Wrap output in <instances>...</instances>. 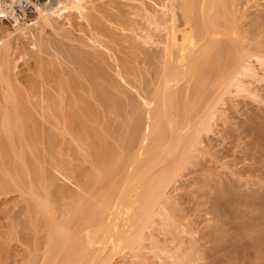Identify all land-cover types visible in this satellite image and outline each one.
Returning a JSON list of instances; mask_svg holds the SVG:
<instances>
[{
	"label": "bare ground",
	"instance_id": "1",
	"mask_svg": "<svg viewBox=\"0 0 264 264\" xmlns=\"http://www.w3.org/2000/svg\"><path fill=\"white\" fill-rule=\"evenodd\" d=\"M65 1L62 3L63 0H60L59 3L62 4L58 3L59 6L62 5L63 14L65 11L70 12L68 9L65 10L68 8V2L65 5ZM142 1L138 0L139 3L134 4L128 1L127 8L123 4H116L114 15H111L116 21L126 15H133L131 24L133 23L134 27L132 28L131 25L130 35H125V32L120 30L119 33L109 31L111 39L118 47L113 60L117 68L115 74H118L120 79L118 77L119 80L114 81L116 83L114 84L110 82L115 77H107L110 78L109 88L115 89L117 95L107 90L116 96L120 92L124 101L120 102L121 104H117L115 100L111 101L108 98L110 93L106 98L101 93L99 94L103 96H96L100 115L103 123L106 121V125L102 126V129L101 126L99 127L101 131L96 133L100 135H91L85 131L84 134L80 131L84 128L82 124L85 123L86 126L87 121L85 119V122H81L84 118L80 119V143L77 145L79 157L74 156L75 149L78 151L75 146V149L70 146V149L64 150L63 145L68 144V139L66 137L63 139L62 136L63 143L67 144L60 146L59 148L63 150H59L66 151L67 154L68 149H74V152L68 151V153L73 154L71 156L76 161L70 159L74 163H69L67 162L70 161L69 158L65 161L67 156L63 153L66 157L58 161L59 169L63 170L56 171L57 173L63 171L59 173H64L65 179L68 178V182H74L72 184L75 185L67 188L62 184V187L59 182V185H56L55 179L58 174L55 176L51 174L54 179L51 175V177L46 176L44 186L52 189V194L48 195L53 198L47 195L53 201L51 213L49 208V211L44 208L47 204H44L45 206L42 204L43 207L40 209L39 200L42 198L35 201L33 199L40 197L36 195L37 197L31 198V187L33 183H37L35 179L31 180L28 174L30 177L26 176V178L29 180L21 182L24 187L19 186L17 194L10 198L4 196V199L0 198V254L2 253L0 264H3L5 258L7 263L5 260L4 264L11 262L14 264H109L111 258L117 254L113 248L119 247L114 240L120 241L121 247L127 249L128 256L124 255L127 258L131 256L133 264H196L198 259L201 260L198 250L202 247V243L199 244L200 247L196 240L200 243L201 239L206 240L207 234L208 237L211 236L209 233L212 232V226L208 223L220 215L224 217V223H222L223 219H220L224 227L220 224L223 228L218 226L219 229L214 230L216 232L222 230V233L230 231L236 235L226 238L224 249L221 248L224 245L220 247L221 249L218 248L220 252H210L214 253V256L208 254L214 261L212 263L230 264L236 261L239 264H253L257 258L264 261V3H255L256 0L255 2L254 0H149L156 5L152 6L149 5L148 0H146L148 5ZM73 4L75 0L71 1V6ZM56 7L57 5H51L52 14H57ZM69 9L72 11L71 7ZM58 11L55 15L62 17L61 9L58 8ZM0 16H4L1 11ZM63 17L66 18L64 15ZM80 18L76 20L81 21ZM91 28L92 26L90 31ZM90 57H93L92 54ZM21 71L20 75L19 70L16 73L18 75L16 79L24 84L22 86L29 88L30 82L26 77L21 76L25 75ZM34 71L37 75L43 70L37 68ZM38 76L41 78L37 79ZM38 76L36 79L40 80L38 85L41 91H32L33 93L27 91L25 98L33 99L39 104H51L55 100H59V103L60 100L71 102L72 98L82 101V95L78 98V93L74 92L75 96L72 97L64 92L55 77L50 75L44 77L45 75L41 73ZM109 80L107 79V82ZM89 83L94 84L90 79ZM25 91L26 89L24 94ZM0 97L6 98L3 94ZM113 98L115 99V96ZM260 101L263 103L258 105ZM63 111L62 108L58 114L65 115ZM92 112L90 111L89 114ZM90 121H88L90 124H87L91 126ZM89 127H86L87 132L92 126ZM208 133L210 135H204ZM227 136L233 139V148L236 149V145L243 144L240 147L242 149H239L242 150V154L234 158L233 164L223 161L226 152L232 149V143L231 149H225L222 145ZM97 137H100L101 141H97ZM58 143L60 145V141ZM209 151L214 152L213 155L210 152L213 158L211 156V159H201L200 156ZM234 155L236 157L235 153ZM57 160L53 157L51 161L57 163ZM187 163H196L199 166L196 170L189 171L185 178H179L181 170L184 169L182 167ZM47 165L49 166L48 163ZM22 166L24 167V164ZM225 167L227 170L223 169ZM53 168L55 169L54 166ZM205 172L210 176L207 182L209 190L200 191L197 184L200 175ZM245 175L254 178L250 179ZM73 188L76 191H73ZM69 197H73L72 201ZM66 198H69V201ZM203 199L204 202L211 203L207 211L204 210L207 206L203 208L200 205ZM197 205L208 214L205 215V212L201 214L205 217L209 214L212 216L215 211V214H220L214 215L213 220L209 217L210 221L207 220V223L204 222L206 219L204 215V219L198 217L202 220L200 222H203L202 226L206 223L205 226L208 224V228L210 227L208 231H205L207 230L205 226L203 227L207 234H200L203 228L200 227L201 225H195V221L198 223L199 220L197 218L193 220L189 216L192 211L197 210ZM245 205L250 208L247 209ZM240 206L245 207H241L245 210H239ZM47 213H50V216ZM220 222L217 221L214 226ZM198 227L202 228L201 232ZM196 228L198 232L195 234L201 235L199 238L198 235L196 236L198 239L193 235V232L197 231ZM250 228L257 230V236L252 237L251 243L250 241L241 243L242 240H239L238 236H242L244 231ZM215 231L212 235L219 234H215ZM202 235L206 237L203 238ZM99 238L103 240L113 238L111 243L117 248L114 247L115 245L109 246L110 244L100 246L98 244L100 240L97 242ZM208 240L210 243V238ZM9 242L13 247H9ZM211 248L208 250L211 251ZM122 256L123 254L119 257ZM202 258L205 260L204 257ZM120 260L117 259L116 264ZM125 263L121 262V264Z\"/></svg>",
	"mask_w": 264,
	"mask_h": 264
},
{
	"label": "rangeland",
	"instance_id": "2",
	"mask_svg": "<svg viewBox=\"0 0 264 264\" xmlns=\"http://www.w3.org/2000/svg\"><path fill=\"white\" fill-rule=\"evenodd\" d=\"M62 1V0H61ZM65 0H63L62 3H64ZM70 1V2H69ZM66 0L65 1V5H67V2H68V8H66L65 10H69L70 12L68 13V11L64 12L65 14H63V11H62V5L59 6V4H62V3H59L60 0H0V11H1V14L4 15V16H0V78H1V83H0V89L2 92H0V95L3 94L4 96H6L5 99H2L1 97V101H0V198L1 199H4V198H10L13 197L15 194H17V192H19V189L24 187V185L22 184L21 185V182L22 181H25L26 180H29L28 178L30 177V179L32 180L35 179V183H33L32 187H31V198L33 199L36 195L40 198H36V199H33V201L35 200H39V202L41 201V206H40V209H42L43 206H45L44 204H47L44 208H47L45 210H48L50 209V213L52 211V206H53V201L50 199V198H53V197H50L48 194L50 193V195L52 194V189H48L47 187L45 188L44 186V180L46 179V176L47 177H51L52 175L51 174H54L53 176H55L56 174V177L57 179L56 182L57 184L56 185H59V183H61V185H66L64 187H67L69 188L70 186L73 187L75 184H72L74 182H68V178L65 179V177L63 176L64 173L61 175L59 172H63V171H57L56 170H61V166L59 169V164H58V161H62V159H64L66 156V159H64L65 161H67V159L69 158V160L73 159L74 161L75 158H77L76 156L79 157V125L81 126V122H85L84 120L86 119L87 123H89L88 121L91 120L90 122L91 123V126L93 127V129H91L92 127L86 123V126L84 125L85 123H83L82 125L84 126L83 129H81L82 131L80 132H83L84 134L88 133V134H93V135H96V134H99L100 133V129H102V126L104 127V125H106V121L103 123V120H102V117L100 115V107L99 105L97 104V99L98 97L100 96H103L106 98V95L108 93L112 94V93H115L117 95V91L115 89H112L109 88L110 86V83H114L116 84V80L118 81L120 79V77L118 76V74H115V72L117 73V70L115 71V68L116 67V63L115 61L113 60V57H115L116 55V52L118 51V47L117 45L114 43V41L111 39V35L109 33V31H112V32H115V33H119L120 31H122L123 33L125 32V35L127 34H131L132 33V28L134 27L133 26V23L131 24V21L133 18V15H126L123 19H120V20H117L114 19L113 17H111V15H114V11H115V8L114 6L116 4H123V6L125 8H127V4H128V1L131 3L133 2L132 4L134 3H139L141 2L142 0H139V2H137L136 0H75V6H71V1L73 2L74 0ZM121 1V2H120ZM135 1V2H134ZM145 1V4H147L146 0H143L142 3ZM51 2V5L54 4V6L57 5V7L59 8V10L61 9L60 11V14L62 13V17L61 15L59 17H57L56 15L58 14V8L56 7V11H57V14L54 13L52 14L51 12V5L49 6ZM82 2V3H81ZM105 2V3H104ZM110 2V3H109ZM126 2V4H125ZM255 2V0H254ZM259 2V4H262L264 3V0H256L255 3ZM262 2V3H261ZM49 3V4H48ZM57 3V4H55ZM59 3V4H58ZM77 3V4H76ZM81 3V4H80ZM104 3V4H103ZM109 3V4H107ZM113 3V4H112ZM148 3L149 5L152 4V1H149L148 0ZM83 4V5H82ZM37 5V6H36ZM64 5V4H63ZM77 5V6H76ZM87 5V6H86ZM99 5V6H98ZM106 5V6H105ZM130 5V4H129ZM148 5V4H147ZM154 5V3L152 4V6ZM82 6V8H81ZM112 6V7H111ZM156 6V5H154ZM34 7V8H33ZM50 9H49V8ZM69 7H71L72 11L69 9ZM73 7V8H72ZM76 7V8H74ZM79 7V8H77ZM99 7V8H98ZM38 10H37V9ZM45 8V9H44ZM92 8V9H91ZM109 8H112L109 9ZM11 9V10H10ZM75 9V10H74ZM79 9V10H78ZM81 9V10H80ZM45 10V11H43ZM49 10H50V13H49ZM3 11V12H2ZM5 11V12H4ZM42 11V13H41ZM101 11L103 13H101ZM111 11V12H110ZM78 13V14H77ZM108 13V14H107ZM44 14V15H43ZM56 14V15H55ZM41 15V16H39ZM63 15L66 17L64 18ZM83 15V17H81ZM95 15V16H94ZM109 15V16H108ZM68 16V18H67ZM77 17L74 19V17ZM104 16V17H103ZM131 16V17H130ZM46 17V18H44ZM81 17V18H80ZM85 17V18H84ZM87 17V18H86ZM111 17V18H110ZM6 18V19H5ZM79 20H76V19H79ZM83 18V19H82ZM98 18V19H97ZM110 18V19H109ZM127 18V19H126ZM57 19V20H56ZM95 19V20H94ZM130 19V20H128ZM41 20V21H40ZM53 20V21H52ZM62 20V21H61ZM85 20V21H83ZM99 20V21H98ZM101 20V21H100ZM105 20V21H104ZM108 20V21H107ZM114 20V21H113ZM124 20V21H123ZM66 21V22H65ZM77 21V22H76ZM113 21V22H112ZM120 23H119V22ZM29 22V23H28ZM35 22V23H34ZM56 22V23H55ZM86 22V23H84ZM112 22V24H110ZM117 22V23H116ZM75 23V24H74ZM78 23V24H77ZM92 23V25H91ZM104 23V24H103ZM113 23H116V24H113ZM77 24V25H76ZM81 24V25H80ZM87 24V25H86ZM119 24L118 26H114V25H117ZM49 25V26H48ZM80 25V26H78ZM90 25V26H89ZM113 25V26H112ZM128 25H129V28H128ZM131 25H132V28H131ZM42 26V27H41ZM85 26V27H84ZM92 26L91 28V31H90V27ZM95 26V27H94ZM80 27V28H79ZM97 27V28H96ZM103 27V28H102ZM111 27V29H110ZM117 27V28H116ZM118 27H122L121 29L118 28ZM126 27V28H125ZM96 28V29H95ZM125 28V29H123ZM82 29V30H80ZM85 29V30H84ZM96 31H95V30ZM104 29V30H103ZM116 29V30H115ZM127 29V30H126ZM129 29V30H128ZM80 30V31H78ZM94 30V31H93ZM120 30V31H119ZM125 30V31H124ZM21 31V32H20ZM84 31V32H83ZM87 31V32H86ZM80 32V33H79ZM82 32V33H81ZM95 32V33H94ZM101 32V33H100ZM130 32V33H128ZM31 33V34H30ZM88 33V34H87ZM99 33V34H98ZM11 34V35H10ZM92 34V35H91ZM96 34V35H95ZM101 34V35H100ZM104 34V35H102ZM85 35V36H84ZM100 36V37H96V36ZM42 36V37H41ZM90 36H93L92 38H94L92 41V38ZM104 38H103V37ZM6 37V38H5ZM41 40H40V39ZM4 39V40H3ZM90 39V40H89ZM98 39V40H97ZM48 40V41H47ZM88 40V41H87ZM2 41V42H1ZM86 41V42H85ZM92 41V42H91ZM100 41H101V44H100ZM29 42V43H28ZM86 43V44H85ZM33 44V45H31ZM104 44V45H102ZM5 45V46H4ZM19 45V46H18ZM98 45V46H97ZM100 45V46H99ZM34 46V47H33ZM84 46V47H83ZM108 48H106V47ZM113 47V48H112ZM21 48V49H20ZM24 48V49H23ZM55 49V50H54ZM14 50V51H13ZM50 50V51H49ZM10 51V52H9ZM108 51V52H106ZM111 51V52H110ZM3 52V53H2ZM54 52V53H53ZM18 53V54H17ZM24 53V54H23ZM39 53V54H38ZM63 53V54H62ZM109 53V54H108ZM14 54V55H13ZM35 54V55H34ZM92 54L93 57H90V55ZM97 56H96V55ZM23 55V56H22ZM12 56V57H11ZM46 56V57H45ZM85 56V57H84ZM20 59H19V58ZM40 57V58H38ZM100 57V58H99ZM26 58V59H25ZM34 58V59H33ZM61 58V59H60ZM99 58V59H98ZM112 58V59H111ZM19 59V60H18ZM37 59V60H36ZM104 59V62H102V60ZM24 60V61H23ZM32 60V61H31ZM94 60V61H93ZM22 61V62H20ZM61 61V62H60ZM110 61V62H109ZM16 62V63H14ZM29 62V63H28ZM102 62V63H101ZM20 63V64H19ZM26 63V64H25ZM41 63V64H40ZM62 63V64H61ZM104 63V64H103ZM115 63V64H114ZM8 64V65H7ZM13 64V66H12ZM35 64V67H37L38 69L40 68L41 70H43L42 72L40 71L39 73L41 74H44L45 76L44 77H48L49 75L52 76L53 78L55 77V80L58 81L59 84H61V87L62 89L64 90V92H66L68 95H71L72 97L75 96L74 94L75 93H78V98H79V95L81 96L82 95V101H83V97H84V103L82 101H80L79 99L76 100L74 98L71 99V102H68V101H61L60 100V103H59V100H55L53 103L51 104H39V103H36L33 99H30V98H25V95H26V92L29 91L31 93L33 92H39L40 88H39V82L40 80H37L39 78H41L39 75V73H37L36 75V72L34 71L35 67H33ZM45 64V65H44ZM23 65V66H21ZM26 65V66H25ZM29 65H30V68H29ZM41 65V67H40ZM44 65V66H43ZM57 65V66H56ZM114 65V66H113ZM7 66V67H6ZM48 66V68H47ZM56 66V67H55ZM22 67V68H21ZM58 67V68H57ZM67 67V68H66ZM2 68V69H1ZM20 68V69H19ZM26 68V69H25ZM13 69H16L15 71ZM19 70V75H20V71L22 74H25V75H21L23 77H26V79L30 82H28V87L31 88L32 86V89L29 90V88H26L22 85L24 84H21L17 81L16 79V73L18 72ZM33 69V70H32ZM12 70V71H11ZM49 70V71H48ZM61 70V72H60ZM76 70V71H75ZM27 71V73H26ZM34 71V72H33ZM54 71V72H53ZM113 71V72H112ZM51 72V73H50ZM80 72V73H79ZM15 73V74H14ZM33 73V75H32ZM15 76H14V75ZM46 74H49V75H46ZM60 74V75H59ZM81 75V76H79ZM116 75V76H115ZM9 76H11L9 78ZM38 76V78H37ZM43 76V75H42ZM64 76V77H63ZM83 76V77H82ZM85 76V77H84ZM101 76L103 78H101ZM22 77V78H23ZM107 77H110V78H114V79H111V82H110V78H107ZM119 77V79H118ZM17 78H18V75H17ZM37 78V79H36ZM58 78V79H57ZM84 78V79H83ZM94 78V79H93ZM101 78V79H100ZM24 79V78H23ZM25 79V80H26ZM37 82H36V80ZM89 79L91 81L94 82L93 85H91V83H89ZM107 79L109 80L107 82ZM26 80V81H27ZM65 80V81H64ZM122 80V79H121ZM107 83H106V82ZM115 81V82H114ZM86 82V84H85ZM88 82V83H87ZM102 82H103V86L102 85ZM110 82V83H109ZM123 82V81H122ZM120 82V83H122ZM9 83V84H8ZM37 83V84H36ZM105 83V84H104ZM124 83V82H123ZM98 84V86H97ZM101 84V85H100ZM109 84V85H108ZM12 85V86H11ZM37 85V86H36ZM100 85V86H99ZM107 85V86H106ZM123 85V84H122ZM107 88H106V87ZM126 86V85H125ZM8 87V88H7ZM37 89H36V88ZM67 87V88H66ZM99 87V88H98ZM124 87V86H123ZM128 87V86H127ZM6 88V89H5ZM11 88V89H10ZM34 88V89H33ZM39 88V89H38ZM94 88V89H93ZM98 88V89H96ZM103 88V89H102ZM26 89L25 91V94H24V90ZM43 89V88H41ZM66 89V90H65ZM93 89V90H92ZM109 89L110 91H112V93L107 90ZM129 89V88H128ZM38 90V91H37ZM108 92H107V91ZM33 91V92H32ZM41 91V90H40ZM80 91V92H79ZM90 91V92H89ZM97 91V93H96ZM100 91V92H99ZM71 92V93H70ZM75 92V93H74ZM85 94H84V93ZM103 92V93H102ZM107 92V93H106ZM103 95H101V94ZM106 93V94H105ZM90 94V95H89ZM107 95L108 98L111 99V101H114L116 102L117 104H119L120 102L122 103V99H123V96L120 94V92H118V96L112 94V96ZM9 95V96H8ZM99 95V96H98ZM115 96V99L113 98ZM96 96H98L96 98ZM122 96V97H121ZM13 97V98H12ZM88 97V98H87ZM92 97V98H91ZM90 98V99H89ZM113 99V100H112ZM8 100V101H6ZM14 100V101H13ZM30 103H28L27 102ZM93 100V102H92ZM121 100V101H120ZM136 100V99H135ZM58 101V102H57ZM70 101V100H69ZM74 101V102H73ZM82 103H80V102ZM96 101V102H95ZM137 101V100H136ZM35 102V103H34ZM264 102V101H263ZM263 102H257L258 105L260 103H263ZM72 103V105H71ZM96 105H95V104ZM120 103V104H121ZM80 104V105H79ZM44 107H43V106ZM87 106V107H84V106ZM95 105V106H94ZM262 105V104H261ZM260 105V106H261ZM264 105V104H263ZM262 105V106H263ZM47 106H51V107H47ZM58 106V107H57ZM83 106V107H82ZM92 106V107H91ZM261 106V107H262ZM36 107V108H35ZM47 107V108H45ZM67 107V108H66ZM55 108V109H54ZM62 108H63V112H65V115H61V114H58V112L62 111ZM80 108V109H79ZM88 108L90 109L88 111ZM99 108V109H98ZM47 109V110H46ZM81 109H84V110H81ZM53 110V111H51ZM96 110V111H95ZM36 111V112H35ZM69 111V112H68ZM92 112L90 114L94 115L95 117H93L92 115L89 114V112ZM44 112V113H43ZM59 112V113H60ZM82 112V113H80ZM84 112V113H83ZM86 112H88L86 114ZM97 112V113H96ZM143 112V111H142ZM3 113V114H2ZM12 113V114H11ZM58 114L55 116V114ZM68 113V115L66 114ZM80 113V115H79ZM54 114V115H53ZM84 114V115H83ZM86 114V115H85ZM89 114V115H88ZM98 114V116H97ZM53 115V116H52ZM52 116V117H51ZM55 116V118L53 119V117ZM66 116V117H65ZM79 116H81V118H79ZM92 116V117H91ZM97 116V117H96ZM100 116V117H99ZM45 117H47L45 119ZM63 117V118H61ZM70 117V118H69ZM87 117V118H86ZM90 119H89V118ZM41 118V119H40ZM83 119V121H81L80 119ZM93 118H95L93 120ZM96 118H97V121H96ZM53 119V120H52ZM88 119V120H87ZM102 120V121H101ZM55 121V122H54ZM81 121V122H80ZM102 122V124L100 122ZM47 122V123H46ZM94 122H97L94 124ZM57 123V124H56ZM48 124V125H47ZM52 124V125H51ZM98 124V125H97ZM101 124V125H100ZM64 125V126H63ZM49 126V127H48ZM60 126V127H59ZM91 128H90V127ZM101 126V128L99 129V127ZM60 129H59V128ZM86 127H89L90 130H86ZM58 128V129H57ZM76 129V130H75ZM88 129V128H87ZM61 130V131H60ZM66 130V132H65ZM78 130V131H77ZM93 130H95L93 132ZM48 131V132H47ZM86 133H85V132ZM92 131V132H90ZM62 132V133H61ZM96 132H99V133H96ZM65 133V134H64ZM60 135V137H59ZM69 135V136H68ZM100 135V134H99ZM204 135H210V133L208 134H204ZM58 136V137H56ZM62 136L63 139L66 137L68 139V144L67 143H63L64 141H62ZM71 136V137H70ZM58 138H59V141H60V145H59V141H58ZM61 138V139H60ZM73 140H71V139ZM98 138V137H97ZM228 138V139H226ZM230 136L228 137H225L224 138V141H223V144L225 149L229 148L232 149L234 152H232L231 150H228V154L226 152V156H224L223 158V161L227 164H233L235 159L238 157V156H241L242 154V150H239V149H242L240 148L241 146H243V144H239V146L236 145V149L233 148V139L231 138L230 140ZM7 139V140H6ZM100 139V140H99ZM78 140V141H77ZM56 141V143H55ZM76 141V142H75ZM97 141H101V138L99 137L97 139ZM228 141V142H227ZM12 144H11V143ZM67 142V141H66ZM105 142H107V140H105ZM230 142V144H229ZM62 143V144H61ZM226 143V144H225ZM232 143V145H231ZM54 147H53V145ZM58 145L57 147L55 145ZM63 144H67L66 146H64ZM46 145V146H45ZM64 147V150L69 148L70 146H72L74 148H78V151L75 149V152H74V149L73 150H67V154H66V151L62 152L60 150H63V149H60L61 147ZM226 145V146H225ZM229 145V146H228ZM231 145V147H230ZM28 148H27V147ZM61 146V147H60ZM77 146V147H76ZM57 149H56V148ZM60 147V148H59ZM39 148V149H38ZM51 148V149H50ZM60 149V150H59ZM72 149V148H71ZM12 150V151H11ZM54 151V152H53ZM60 151V153L58 152ZM70 151H73L75 158L73 156V154H69ZM231 151V152H230ZM238 151V153H237ZM17 152V153H16ZM46 152V153H45ZM58 152V153H57ZM62 152V153H61ZM72 152V153H73ZM206 152L205 154L203 153L200 157L201 159L205 160L207 158L211 159L210 157L213 155L214 152ZM51 153H53V155H51ZM56 153V154H55ZM63 153L66 155H63ZM234 153L236 154V157L234 155ZM241 153V154H240ZM58 154V155H57ZM230 154V155H229ZM239 154V155H238ZM37 155V156H36ZM46 155V156H45ZM63 155V156H62ZM70 155V156H69ZM72 155V156H71ZM51 159H49V157ZM55 160L57 159H61V160H57L56 162L57 163H54L52 162L51 160L53 159V157ZM61 156V157H58ZM65 156V157H64ZM69 156V157H68ZM42 157V158H41ZM63 157V158H62ZM46 158V159H45ZM213 158V156H212ZM235 158V159H234ZM39 159V160H37ZM208 159V160H209ZM22 160V161H21ZM36 160V162H35ZM46 160V161H45ZM70 160V161H71ZM70 161H67L69 163H74V161L70 162ZM233 161V162H232ZM40 162V163H38ZM50 162V163H49ZM47 163L49 164V166L47 165ZM61 163V162H60ZM247 163V162H246ZM22 164H24V167L22 166ZM54 164V165H53ZM55 164H57V166H55ZM35 165V166H34ZM39 165V166H38ZM47 165V166H46ZM17 166V167H16ZM26 166V167H25ZM53 166L55 167V169L53 168ZM199 165H197L196 163H187L184 167H182L183 170H181V174H180V177L179 178H185L188 174L189 171L191 170H196L198 168ZM20 167V168H19ZM35 167V168H34ZM37 167V168H36ZM39 167V168H38ZM46 167V168H45ZM27 168V169H26ZM26 171H25V170ZM37 169V170H36ZM39 169V170H38ZM42 169V171L40 170ZM47 169V170H46ZM49 169V170H48ZM224 170H227V167L223 168ZM54 172H52V171ZM63 170V169H62ZM25 171V173H24ZM39 171V172H38ZM51 171V172H50ZM56 171V172H55ZM16 172V173H15ZM32 172V174H31ZM43 172V173H42ZM36 175H35V174ZM37 173H39L37 175ZM25 176H24V175ZM30 176H28V175ZM41 174V175H40ZM34 175V176H33ZM43 175V176H42ZM49 175V176H48ZM51 175V176H50ZM14 176V177H13ZM25 178H24V177ZM26 176H28V178H26ZM36 176V177H35ZM38 176V177H37ZM53 176L51 178H53ZM248 176V175H247ZM245 175V177H247ZM23 178L22 180L20 179ZM41 177V179H40ZM250 177V176H249ZM247 177V178H249ZM60 178L62 180H60ZM64 178V179H63ZM254 177H250V179H253ZM40 179V180H39ZM54 179V178H53ZM210 179V176H209V173L205 172L203 174L200 175L199 177V181H198V184H197V187L200 191H207L209 190V187L207 186V182L209 181ZM58 180V181H57ZM70 180V178H69ZM39 181V182H38ZM65 181H66V184H65ZM73 181V180H72ZM43 184V185H42ZM178 184V183H177ZM41 185V186H40ZM62 185V187H63ZM19 186H21L19 188ZM44 186V187H43ZM37 187V188H36ZM43 187V188H42ZM70 187V188H71ZM19 188V189H18ZM42 188V189H41ZM76 189V187H74ZM72 189L73 191L75 189ZM17 190V191H16ZM39 190V191H38ZM78 190V189H76ZM75 190V191H76ZM41 191V192H40ZM35 193L33 195V193ZM37 193V194H36ZM4 194V195H3ZM7 194V196H5ZM11 194V195H10ZM27 194V193H25ZM40 194V195H38ZM9 195V196H8ZM13 195V196H12ZM28 195V194H27ZM26 195V196H27ZM46 195V196H45ZM50 198H48V196ZM4 196V198H3ZM33 196V197H32ZM36 196V197H37ZM28 197V196H27ZM74 197V196H73ZM73 197H69L68 199L71 200L73 199ZM75 197H76V194H75ZM67 198L66 200L69 201ZM44 200V201H43ZM51 203H50V202ZM72 201V200H71ZM70 201V202H71ZM203 204H202V202ZM198 200V202H201L200 205L203 207V208H206L205 206H207L206 209H204L205 211H207L209 208V204L211 206V203H207V202H204L205 199L203 200ZM207 201V200H206ZM209 202V201H208ZM49 203V204H48ZM43 204V206H42ZM56 203H54L55 205ZM75 204V202L73 203V205ZM205 204V205H204ZM207 204V205H206ZM52 205V206H51ZM71 205V204H70ZM68 205V206H70ZM72 205V206H73ZM200 205H197V210L195 209V211H192V214L189 215L193 220H197L198 217L200 216L201 219L203 218V215H208L205 211H203V209L201 207H198ZM204 205V206H203ZM48 206V207H47ZM51 206V207H50ZM71 206V207H72ZM244 206V205H243ZM243 206H240L239 207V210L242 209V210H245L243 208ZM246 206V205H245ZM243 207V208H241ZM247 209L250 208V206H246ZM43 208V210H44ZM49 208V209H48ZM69 208V207H68ZM201 208V210H200ZM246 209V210H247ZM199 210V211H198ZM215 210V209H214ZM201 211V212H200ZM213 211V210H211ZM221 211V210H220ZM219 211V212H220ZM200 212V213H199ZM203 212H205L203 215H201ZM222 212V211H221ZM220 212V213H221ZM45 214V212H43ZM50 213H47L48 215ZM216 213V211H215ZM211 214L212 216H206L204 215V217L206 219H204V222H206L207 220L210 221L209 217H211V220H213V216L215 215H220V214ZM218 213V212H217ZM199 214V215H198ZM222 214V213H221ZM48 215L46 216L48 218ZM50 216V215H49ZM195 216V217H194ZM214 216V218H215ZM54 217V216H53ZM219 217V216H218ZM216 217L213 221L209 222V226H212V232L209 233L211 236L208 237V234L204 232V228L206 227L207 230L205 231H208V229H210V227L208 228V224L207 226L206 223H204L205 227L202 226L201 224H203V222L201 223L200 222V218L198 219V224L197 221L196 224L194 222L195 225H198L200 227H204L202 232L200 229L202 228H199V231L201 232L200 234H207L205 237H203L204 235H202L203 238H205L206 240L204 241V239L200 240V243H198L199 240H196L197 244L201 245L202 243V247H201V250H198V255L199 257H201V260L198 259L196 262V264H211L212 261V255L214 256V253H210V252H220L221 248L225 247V244L224 242H226V238L229 239L231 237V235H233L234 233H231L229 231V233L223 232L222 233V230L220 232H216L217 230L216 229H219V227L223 228L224 226L222 225V223H224V217H222V215H220V217L218 218ZM55 218V217H54ZM57 218V217H56ZM195 218V219H194ZM197 218V219H196ZM209 218V219H208ZM218 218V219H217ZM220 219H223V222L221 223L220 222ZM192 220V221H193ZM191 221V220H190ZM202 221V220H201ZM220 222L218 225H215L214 224L216 222ZM217 224V223H216ZM223 226H221V225ZM197 227V226H194V228ZM198 228L197 231H194L196 229H194L193 231V235L195 236V239H198L201 235H198L197 233L195 234V232H198ZM216 231H215V230ZM254 231V232H251V231ZM214 231H215V234L219 233L218 235H212L214 234ZM247 231V233L245 232ZM244 231V233L242 234V236H238V239L239 240H242L241 243H251L253 241V238L252 237H256L257 236V230H254V228H250V229H246ZM251 232V233H250ZM221 233V235H220ZM231 233V234H230ZM223 234V235H222ZM251 234H254V235H251ZM198 235V236H197ZM229 235V236H227ZM236 234H234L235 236ZM244 235V236H243ZM248 235V236H247ZM196 236L198 238H196ZM215 237V238H214ZM240 237V238H239ZM246 237V239H244ZM250 237V238H249ZM210 238V243H209V239ZM218 238V239H217ZM214 239V240H213ZM249 239V240H247ZM100 240V242H98ZM111 240L113 241V238L111 239H108V240H103L101 238H99L97 240L98 244L100 246H103V245H107V244H110L109 246H113V245H117L119 246L118 249H115L113 248L115 251H117V254L114 255L113 258H111V262L109 264H116V260L117 259H121L120 262L118 263L117 261V264H121V262H126L125 264H133L132 262V257L129 256V258H131V260L127 257H125L128 252H127V249H123L122 246V243L120 244V241L118 242L117 240L115 242V244L112 245L111 243ZM219 240V241H217ZM221 240V241H220ZM225 240V241H224ZM103 241V242H102ZM105 241L106 244L104 243ZM248 241V242H247ZM12 242V241H11ZM15 242V241H13ZM113 242V243H114ZM117 242V243H116ZM204 242V243H203ZM208 243V244H207ZM215 243V245H214ZM218 243V244H217ZM11 244L10 242L8 243V245ZM13 244V243H12ZM15 244V243H14ZM114 246L117 248V246ZM197 245V246H198ZM206 245V247L204 246ZM224 245V246H222ZM108 246V245H107ZM222 246V247H221ZM9 247H13L9 245ZM121 247V249H120ZM198 247V248H200ZM213 247V248H211ZM221 247V248H220ZM8 248V246H7ZM212 249L211 251L208 250V249ZM215 248V249H214ZM220 248V249H218ZM9 249V248H8ZM124 251H123V250ZM207 249V250H206ZM218 249V250H217ZM224 249V248H223ZM222 249V250H223ZM206 250V251H205ZM10 251V249H9ZM121 251L124 252L122 253L123 256L125 258L122 257H119L120 255H122L121 253H119ZM208 251V253H207ZM127 252V253H126ZM206 252V253H205ZM119 253V254H118ZM210 253L211 256H209L208 254ZM215 253V254H216ZM2 254V253H1ZM0 254V256H1ZM126 254V255H124ZM202 254V255H200ZM206 254V255H205ZM208 255V256H207ZM128 256V255H127ZM119 257V258H118ZM205 260H203V258ZM211 257V258H210ZM1 258V257H0ZM5 258V257H4ZM127 258V259H126ZM209 258V259H208ZM128 260V261H125V260ZM255 259V258H253ZM4 260V259H3ZM6 260V261H5ZM5 262L7 263V258H5ZM123 260V261H122ZM256 261H253L254 263L253 264H262L264 263V261H262L261 258H257L255 259ZM4 261H3V264H4ZM132 261V262H131ZM1 262V261H0ZM208 262V263H207ZM211 262V263H210ZM235 262V263H234ZM5 263V264H6ZM9 263V262H8ZM237 264L238 262L236 261H232V263L230 264ZM2 264V263H1ZM9 264H14V263H9ZM18 264V263H17ZM214 264V263H212ZM239 264V263H238ZM241 264V263H240Z\"/></svg>",
	"mask_w": 264,
	"mask_h": 264
}]
</instances>
